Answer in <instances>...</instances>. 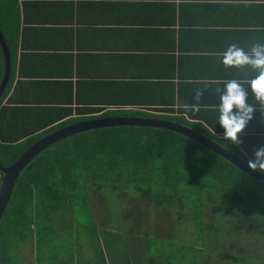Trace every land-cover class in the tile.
Wrapping results in <instances>:
<instances>
[{
  "label": "trees",
  "instance_id": "1",
  "mask_svg": "<svg viewBox=\"0 0 264 264\" xmlns=\"http://www.w3.org/2000/svg\"><path fill=\"white\" fill-rule=\"evenodd\" d=\"M17 24L16 12L0 0V30L13 66L12 82L0 102L4 167L56 131L104 117L177 123L244 161L252 158L234 152L201 125L202 109L193 113L185 108L183 93L178 90L176 100L164 82L161 94L146 97L148 101L140 96L142 85L133 81L89 80L74 90L68 80L53 88L60 94L54 100L45 98L57 95L47 90L49 85L34 84L27 100H10L5 106L15 81ZM4 62L0 44L2 67ZM19 103L25 109L14 107ZM101 194L112 197V209L114 197L118 208L114 216L104 207L105 221L98 222L100 205L94 204ZM254 236H264L263 183L182 135L122 127L76 135L30 164L0 223V264H22V247H29L36 264H207L208 257L219 264H250L254 261L240 240ZM186 239L192 246L185 245Z\"/></svg>",
  "mask_w": 264,
  "mask_h": 264
},
{
  "label": "crops",
  "instance_id": "2",
  "mask_svg": "<svg viewBox=\"0 0 264 264\" xmlns=\"http://www.w3.org/2000/svg\"><path fill=\"white\" fill-rule=\"evenodd\" d=\"M6 1L19 24L15 81L5 106L10 100H27L34 84L49 85L47 90L55 92L53 88L64 87L68 80L73 81L74 90L89 80L133 81L142 85L140 96L151 100L161 94L160 82H164L174 98L178 90L183 93L185 105L195 102V90L204 89L201 125L219 139L223 129L214 110L219 103L217 88L229 79L246 82L257 75L250 67L225 68L218 53L231 43L245 51L253 42L264 43V0ZM4 67L0 65V84ZM12 78L13 66L8 88ZM55 93L54 97L45 93V98L54 100L60 95ZM248 103L255 112L240 134L242 143L224 142L234 152L253 157L264 145V109L251 93ZM177 108L175 101L173 109ZM18 257L22 264H36L29 247H22Z\"/></svg>",
  "mask_w": 264,
  "mask_h": 264
},
{
  "label": "water",
  "instance_id": "3",
  "mask_svg": "<svg viewBox=\"0 0 264 264\" xmlns=\"http://www.w3.org/2000/svg\"><path fill=\"white\" fill-rule=\"evenodd\" d=\"M0 44L3 49L5 58L4 76L0 84V102L7 91L8 84L11 77V59L10 52L7 47V42L4 38L3 33L0 30ZM122 127H136V128H151L158 130H166L179 135H182L196 144L208 149L215 153L229 164L235 166L243 173L249 175L254 180L264 184V173L259 171H252L248 168L246 161L232 154L228 150L222 148L218 144L211 142L208 138L190 130L189 128L183 127L180 124L172 123L166 120L157 118H135V117H104L95 118L92 120L84 121L60 129L53 134H50L30 149H28L12 166L4 167L0 163V175L2 180L0 183V223L4 218V215L10 205L11 199L14 196L16 186L21 175L24 171L42 154L46 153L52 147L60 144L61 142L71 139L76 135H81L89 131L122 128Z\"/></svg>",
  "mask_w": 264,
  "mask_h": 264
},
{
  "label": "clouds",
  "instance_id": "4",
  "mask_svg": "<svg viewBox=\"0 0 264 264\" xmlns=\"http://www.w3.org/2000/svg\"><path fill=\"white\" fill-rule=\"evenodd\" d=\"M218 56L225 68L250 67L257 73L246 82L229 79L223 82L222 88H217L219 103L214 105V110L217 114V123L223 129L219 139L239 146L242 143L240 134L252 120L255 112V106L248 103L249 93L261 109H264V43L253 42L247 51L237 43H231L224 51L218 53ZM194 93L192 98L195 102L185 105V108L193 113H199L204 106L201 103L204 89H197ZM246 164L252 171L264 173V145L254 151L253 157L248 159Z\"/></svg>",
  "mask_w": 264,
  "mask_h": 264
},
{
  "label": "rangeland",
  "instance_id": "5",
  "mask_svg": "<svg viewBox=\"0 0 264 264\" xmlns=\"http://www.w3.org/2000/svg\"><path fill=\"white\" fill-rule=\"evenodd\" d=\"M9 85V84H8ZM8 88V87H7ZM134 108H130L129 110H133ZM144 112H147L145 110H143ZM146 119H149V118H146ZM151 119V118H150ZM106 198V200H104L103 202H100L99 199H103V198ZM118 199H122V197H119L117 196ZM111 199L112 197L109 196V197H106L104 195H99L98 198H97V202L96 204H94V201H93V204L97 207V205H100L98 207V212H97V220L98 222H103L105 221V215L103 214V208L104 207H108L112 212H114V216L116 215V208H118V204L115 202V198L113 197V200H114V204H113V209L111 207ZM95 207V208H96ZM95 208H94V211H95ZM123 210L126 211V205L123 203ZM121 213V217L123 218V221H124V213L121 209V212L118 211V214ZM107 216H109V213L107 214ZM166 230V228L164 229V231ZM167 235L169 234L170 237H173V234L168 231L166 233ZM187 239L185 240V245H189V246H192L190 243H187ZM240 248H243V250L246 252V257L250 260H253L254 263H250V264H264V236H261V237H257V236H254V237H245V238H242V240H240ZM146 255V254H144ZM135 256L137 257V254H135ZM149 261H147L146 263H148ZM207 262V261H206ZM250 262V261H249ZM247 261V263H249ZM142 264H144V262L142 261ZM207 264H219L217 263V261L214 259V257H208V262Z\"/></svg>",
  "mask_w": 264,
  "mask_h": 264
}]
</instances>
